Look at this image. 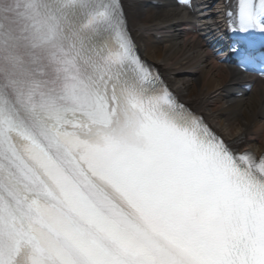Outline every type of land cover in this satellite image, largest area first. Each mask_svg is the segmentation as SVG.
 Wrapping results in <instances>:
<instances>
[{
    "label": "snow or ice",
    "instance_id": "6c2138e0",
    "mask_svg": "<svg viewBox=\"0 0 264 264\" xmlns=\"http://www.w3.org/2000/svg\"><path fill=\"white\" fill-rule=\"evenodd\" d=\"M227 16L264 34V0ZM0 264H264V154L172 90L121 0H0Z\"/></svg>",
    "mask_w": 264,
    "mask_h": 264
},
{
    "label": "bare ground",
    "instance_id": "6f19581e",
    "mask_svg": "<svg viewBox=\"0 0 264 264\" xmlns=\"http://www.w3.org/2000/svg\"><path fill=\"white\" fill-rule=\"evenodd\" d=\"M121 0L128 27L140 54L156 64L172 89L199 111L210 125L240 151L264 154V79L243 77L209 49L208 41L186 31L187 12L165 0ZM209 14L211 28L224 27L226 0H196ZM231 4L227 7L231 8ZM160 37V38H159ZM159 38V39H158ZM253 87L241 98L230 96L241 83Z\"/></svg>",
    "mask_w": 264,
    "mask_h": 264
}]
</instances>
